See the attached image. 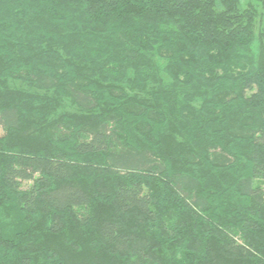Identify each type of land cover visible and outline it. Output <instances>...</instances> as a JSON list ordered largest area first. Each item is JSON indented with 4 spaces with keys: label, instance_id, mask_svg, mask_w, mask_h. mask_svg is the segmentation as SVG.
I'll use <instances>...</instances> for the list:
<instances>
[{
    "label": "trees",
    "instance_id": "obj_1",
    "mask_svg": "<svg viewBox=\"0 0 264 264\" xmlns=\"http://www.w3.org/2000/svg\"><path fill=\"white\" fill-rule=\"evenodd\" d=\"M0 264H264V0H0Z\"/></svg>",
    "mask_w": 264,
    "mask_h": 264
},
{
    "label": "rangeland",
    "instance_id": "obj_2",
    "mask_svg": "<svg viewBox=\"0 0 264 264\" xmlns=\"http://www.w3.org/2000/svg\"><path fill=\"white\" fill-rule=\"evenodd\" d=\"M0 134H1V131H0Z\"/></svg>",
    "mask_w": 264,
    "mask_h": 264
}]
</instances>
